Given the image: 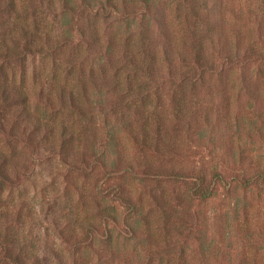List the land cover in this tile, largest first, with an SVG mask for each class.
<instances>
[{
    "label": "rangeland",
    "instance_id": "rangeland-1",
    "mask_svg": "<svg viewBox=\"0 0 264 264\" xmlns=\"http://www.w3.org/2000/svg\"><path fill=\"white\" fill-rule=\"evenodd\" d=\"M133 1L128 0L129 10ZM160 3L157 9L162 12L159 18L163 21V31L156 42L160 47L169 40L173 45L178 44L179 52L182 50L192 59L195 51L188 48L195 36L189 31L199 29L202 33L213 26L219 31L217 35L223 36L221 39L215 37V44L207 39L197 41L205 46V52L215 55L218 69L222 66L221 58L236 46L240 45L242 58L248 51L251 55L256 46L264 53V18L260 12L264 0H176L172 2V10H163L164 4ZM250 12L257 15L251 17ZM39 14L44 17L42 8ZM82 26L88 30L85 37L90 38L93 17L87 15ZM73 35L79 42V33L73 31ZM185 41L188 46H184ZM62 50L58 54L60 60L73 51L66 46ZM83 50L80 56L87 57L90 53L88 68H84L86 75L92 81L90 72H96L95 80L100 84L103 65L91 68L96 51H91L90 46ZM51 57L45 59L46 66L51 64ZM85 57L79 60L84 62ZM177 60V68H187L179 57ZM244 62L230 68L226 65L222 73L217 69L208 74L210 81L203 88L191 90L189 87L183 91V97L180 94L186 110L181 131L166 137L171 151L166 150L164 156L147 148L139 152L129 141L133 159L146 164L152 157L162 170H179L188 176L202 171L210 177L218 170L228 178L232 171H245L249 176L264 170V61ZM261 65L263 68H259ZM60 74L61 80L66 76L70 79L67 68L61 69ZM89 86L92 89L93 85ZM162 89L166 109L172 110L173 104L178 105L173 101V94L179 95L169 84ZM17 106L16 103L9 106L0 94V124L3 121L0 146L7 155L3 158L7 160L11 177L7 182H0L3 196L0 199V257L7 247L5 254L11 264H72L70 247L76 236L86 234L82 233L80 221L84 224L93 220L102 230L105 209L115 205L119 214L124 209L119 202L98 192L97 184L102 182L100 172L80 175L61 156L66 150L71 162L75 154L86 150L75 139L76 135L81 139L104 138V120L97 112L84 126H76L71 142L63 144V140L55 139L53 143L37 145L35 141L42 139L43 129L35 132L31 141H26L24 134L21 139L10 135L11 126L5 119L10 115L11 123L22 130V116L18 111L15 113ZM34 106L35 103L33 109ZM52 118L57 124H62L63 119L69 120L70 125L75 121V116L68 118L59 111ZM137 123L134 132L139 131L141 123ZM72 131L69 129L66 133ZM128 183L135 201L145 207L151 223L146 231L150 232L151 239L142 241L120 236L116 240L120 248L117 258L109 256L107 244L97 243L86 257L92 264H244L245 261L264 264V188L238 184L229 189L218 186L213 196L201 200L191 196L185 180L163 178L157 183L150 179H130ZM145 248L153 251L151 260L139 256L145 253ZM162 255L164 261L160 260Z\"/></svg>",
    "mask_w": 264,
    "mask_h": 264
},
{
    "label": "trees",
    "instance_id": "trees-1",
    "mask_svg": "<svg viewBox=\"0 0 264 264\" xmlns=\"http://www.w3.org/2000/svg\"><path fill=\"white\" fill-rule=\"evenodd\" d=\"M173 1L176 2L134 0L133 6H130L132 10H129L128 0H0V94L5 96L9 106L13 103L18 105L15 113L20 112L23 119L20 131L21 127L11 123V115L5 118L11 126L10 135L21 139L24 134L26 141H31L35 132L43 129L42 139L36 140L35 144L53 143L55 139L66 144L74 139L76 126H84L90 116L98 112L104 120V138L99 140L93 135V138L81 139L76 135L75 139L86 150L75 154L71 162L66 150L61 156L63 162L80 175L100 172L102 182L97 184L98 192L119 202L124 209L122 214L118 213L119 208L115 205L105 209L102 230L93 220L84 224L80 221L82 233L85 231L86 234H77L70 247L72 264H92L86 257L100 242L107 244L109 256L117 258L120 248L116 240L120 236L142 241L151 239L150 232L146 231L151 223L144 205L134 199L128 183L130 179H150L157 183L163 178L185 180L188 181L191 196L201 200L213 196L218 186L229 189L238 184L264 188L263 169L249 176L245 175V171H232L228 178L218 170L210 177L202 171L188 176L179 170H162L155 165L152 157L151 162L142 164L141 160L131 156L133 151L129 150V141L139 152L147 148L164 156L166 150L171 151L166 137L181 131L186 110L183 91L203 88L210 81L208 74L219 68L216 67L215 55L205 52V46L197 41L207 39L210 44H215V37L221 39L223 36L217 35L219 31L213 26H208L202 33L199 29L189 31L195 36L188 48L195 51L192 59L182 50L179 52L178 44L173 45L169 40L163 47L158 46L156 42L162 34L163 21L159 18L162 12L157 6L163 2V10H172ZM41 8L44 17L39 14ZM260 9L264 18V7ZM250 13L252 17L257 12ZM87 15L93 17L90 38L85 37L88 30L82 26ZM73 31L79 33V42L74 40ZM260 38L263 41V37ZM65 46L73 51L60 60L59 51L61 49L62 52ZM89 46L91 51H96L91 68L103 65L100 84L95 80L96 72H90L91 81L84 69L88 68L90 53L87 57L80 56L83 49H89ZM184 46H188L186 41ZM49 56H52V62L46 66L45 59ZM80 57H85L84 62L79 60ZM177 57L187 68H177ZM30 59L33 61L30 62ZM221 60L222 66L218 71L227 69L223 68L226 65L229 68L236 64L244 65V61H264V53L256 46L251 55L248 51L242 58L239 45ZM4 68L11 70L5 71ZM30 68H33L31 72ZM64 68H67L70 79L66 76L61 80L60 70ZM46 70H49L47 76ZM167 84L179 95L176 97L173 94V101L178 105L173 104L172 110H167L165 106L162 88ZM89 85H93L92 89ZM34 103L36 106L33 109ZM56 111L68 118L75 116V121L70 125L69 120L63 119L62 124H57L52 118ZM137 122L141 123L139 131L142 135L133 131ZM0 126H3V121ZM69 129L74 131L68 134ZM123 132L129 134V138ZM3 157L7 155L0 146V182H7L11 177L6 167L7 160ZM2 197L0 194V199ZM4 250L6 252L8 248ZM145 250L139 256L151 260L153 251L151 248ZM5 252L0 257V264H11ZM164 258L162 255L160 260L164 261ZM244 264L252 263L245 261Z\"/></svg>",
    "mask_w": 264,
    "mask_h": 264
}]
</instances>
